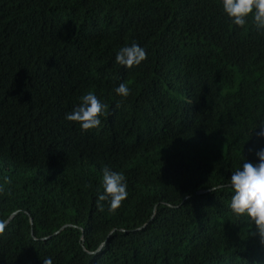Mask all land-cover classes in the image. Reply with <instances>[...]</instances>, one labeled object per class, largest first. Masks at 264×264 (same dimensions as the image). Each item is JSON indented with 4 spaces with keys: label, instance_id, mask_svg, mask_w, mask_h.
Returning <instances> with one entry per match:
<instances>
[{
    "label": "trees",
    "instance_id": "16d2710c",
    "mask_svg": "<svg viewBox=\"0 0 264 264\" xmlns=\"http://www.w3.org/2000/svg\"><path fill=\"white\" fill-rule=\"evenodd\" d=\"M88 91L108 108L81 131L65 114ZM262 121L264 30L222 0H0V264H264L229 186Z\"/></svg>",
    "mask_w": 264,
    "mask_h": 264
},
{
    "label": "clouds",
    "instance_id": "9594fccd",
    "mask_svg": "<svg viewBox=\"0 0 264 264\" xmlns=\"http://www.w3.org/2000/svg\"><path fill=\"white\" fill-rule=\"evenodd\" d=\"M222 6L234 25L243 27L251 16L257 29L264 30V0H222ZM146 59V50L135 42L121 47L115 55V62L125 68L137 67ZM115 92L127 98L131 89L127 83H120ZM107 108L108 105L102 103L92 91H88L80 97V103L65 114V119L79 124L81 131H90L100 126V118L106 114ZM254 136L257 141H264V121L257 127ZM248 151L255 155L258 162L245 159L242 168L231 174L229 186L234 194L230 208L236 216L249 217L264 241V147H250ZM102 172L103 192L98 193L96 205L103 211V202L107 201L108 210L115 212L128 197L126 177L121 172L109 170L107 166ZM2 191L3 186H0ZM3 232L4 226L0 224V235ZM43 264H53L52 258H45Z\"/></svg>",
    "mask_w": 264,
    "mask_h": 264
},
{
    "label": "water",
    "instance_id": "95a60500",
    "mask_svg": "<svg viewBox=\"0 0 264 264\" xmlns=\"http://www.w3.org/2000/svg\"><path fill=\"white\" fill-rule=\"evenodd\" d=\"M197 191H203V190H197ZM12 214H13V212L10 213L9 217H10ZM53 232H55V231H53ZM99 245H101V244H99Z\"/></svg>",
    "mask_w": 264,
    "mask_h": 264
}]
</instances>
